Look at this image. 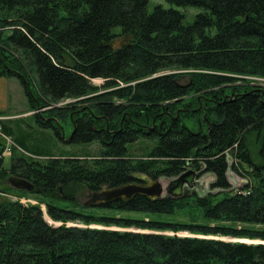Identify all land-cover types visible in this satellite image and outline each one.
<instances>
[{
    "label": "trees",
    "instance_id": "trees-1",
    "mask_svg": "<svg viewBox=\"0 0 264 264\" xmlns=\"http://www.w3.org/2000/svg\"><path fill=\"white\" fill-rule=\"evenodd\" d=\"M165 1L200 12L184 23L172 7L148 14L149 0H0V79H18L32 110L50 108L34 114L40 128L97 145L42 155L1 122L19 150L3 168L0 140V187L33 185L2 193L37 204L0 199V264H264V84L254 82L264 79V0ZM187 170L212 175L219 192L101 207L76 199L137 173ZM228 170L246 181L241 190H229ZM76 222L87 227L66 226Z\"/></svg>",
    "mask_w": 264,
    "mask_h": 264
},
{
    "label": "rangeland",
    "instance_id": "rangeland-1",
    "mask_svg": "<svg viewBox=\"0 0 264 264\" xmlns=\"http://www.w3.org/2000/svg\"><path fill=\"white\" fill-rule=\"evenodd\" d=\"M156 6H161L164 9H169L172 6L169 5L165 0H149L147 5V13H152L153 9ZM178 11H180L184 15V23H191L194 16L200 12L197 8H178V7H172ZM124 42L123 38H117L115 41V45H121ZM252 80V79H251ZM254 82H258L261 85L264 84V79H257ZM102 80L96 79L92 80V84L95 86L102 85ZM72 101H63L57 105H55V108H60L65 106L66 104L70 103ZM39 103H35L34 106H36L35 110H32V104L28 101L27 97L24 94L23 88L21 84L19 83L18 79L15 78H1L0 79V122H2L5 126H7L10 130H12L14 137L19 138L21 140H24L27 142L26 146L34 151H37L41 153L42 155H54V156H61V155H70V154H80L85 150H89L91 152H96L97 145L91 144L89 146H71L66 145L62 141L58 140L56 136L54 135L53 131L50 129H42L40 128L35 118L33 117L34 114L37 113V115L42 114L45 110L50 108H44L39 109ZM187 127H191L190 123L185 121L184 122ZM60 131L62 132V138L64 141H68L69 137L72 133V127L68 122L64 121L63 123L58 124ZM11 140L12 138L9 137ZM13 141V140H12ZM3 146L5 144L2 142ZM137 146V145H135ZM11 160L10 156L4 157L2 166L3 168H8L10 166ZM15 178H7L3 186L0 187V199H8L12 201H18L23 205L37 204L33 200L26 199L24 197H19L18 194L14 192H5L2 193V189L5 187L12 188L10 186V181ZM173 179V178H172ZM163 180H166L165 178H161L160 181L163 183ZM171 180V179H167ZM197 183L194 185V190L199 195H205L207 193H215L219 192L218 190H211L210 185L214 181V177L208 173L204 174L199 172V176L195 178ZM227 180L230 184L231 192H237L242 189V187L245 185L246 181L236 176L232 171L228 170L227 173ZM14 189V188H12ZM16 190V189H14ZM187 188L183 190L185 192ZM24 191V190H23ZM27 192V191H26ZM90 193L81 190L76 195V199L80 205L85 204L90 197ZM223 198V194L221 193L219 195L218 199ZM42 210L44 211V206L42 207ZM113 215H116L115 213ZM121 217H132V218H142L141 215H135V214H117ZM45 220L48 224L58 227L62 225L61 223H55L51 221L47 216H45ZM67 227L71 226H78V227H87L85 225H82L79 222L76 223H67ZM88 228L92 229H106V230H115V231H124L125 229L117 228L115 226L111 227H103L101 225L92 224L89 225ZM263 228V227H262ZM128 231L133 232H141L135 228L128 229ZM144 232V231H142ZM145 233H148V231H145ZM166 235H172L171 232L164 233ZM179 235L185 236L189 235L186 233H180ZM226 241H233V242H243V243H261L259 240H246V239H239V240H232V239H222Z\"/></svg>",
    "mask_w": 264,
    "mask_h": 264
},
{
    "label": "water",
    "instance_id": "water-1",
    "mask_svg": "<svg viewBox=\"0 0 264 264\" xmlns=\"http://www.w3.org/2000/svg\"><path fill=\"white\" fill-rule=\"evenodd\" d=\"M198 176L199 172L187 170L178 177L163 180L161 183L160 179L153 180L146 174L137 173L134 177L135 182L115 188H109L107 185L102 186L100 191L90 195L84 206H107L117 201L129 202L135 197H142L148 201H156L163 197L181 198L185 188L187 190L194 188L197 183L195 178ZM10 186L18 191L30 192L33 190V185L22 179L11 180Z\"/></svg>",
    "mask_w": 264,
    "mask_h": 264
},
{
    "label": "built area",
    "instance_id": "built-area-1",
    "mask_svg": "<svg viewBox=\"0 0 264 264\" xmlns=\"http://www.w3.org/2000/svg\"><path fill=\"white\" fill-rule=\"evenodd\" d=\"M0 140L5 144L4 149L1 153L2 158L6 156H11L13 149L19 150V148L16 147V145L13 143V141L9 138V136H6L3 134L1 129V122H0Z\"/></svg>",
    "mask_w": 264,
    "mask_h": 264
}]
</instances>
